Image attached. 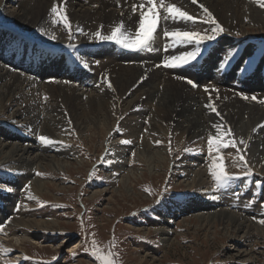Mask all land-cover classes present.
I'll return each mask as SVG.
<instances>
[{"label":"rangeland","instance_id":"obj_1","mask_svg":"<svg viewBox=\"0 0 264 264\" xmlns=\"http://www.w3.org/2000/svg\"><path fill=\"white\" fill-rule=\"evenodd\" d=\"M236 1L232 0L227 9H232ZM19 3L20 0H0V66L21 76L28 75V79L38 80L41 86L50 82L74 85L84 91L83 96L86 95L85 99L89 96V100L96 93L101 94L102 90L110 89L108 84L111 82L107 80L108 66L105 61L116 59L114 63L117 65L134 67L137 72L147 74L146 77L149 73L153 74L151 83L171 79L180 83L178 87L183 93L187 89H195L193 94H198L196 96L202 102L203 106L200 108L204 116L210 119L212 115L220 117L217 125L221 132L230 128L222 121L226 118L227 111L224 114L219 110V104L224 100L230 102L234 96L238 100L247 101L245 103L259 105L264 100V81L261 80L264 78V8L257 4V0H240L236 4L239 12L237 11L234 18L240 17L249 22L245 30L228 28L227 23L220 20L205 2L193 3L184 0V11L199 18L203 15V10L199 8L202 4L214 17L216 15V20L225 31L215 40L203 42L200 45L201 52L194 60L175 67L164 65L165 58L170 57L164 47L160 56L150 61L148 59L157 56L153 54L154 48L151 49L153 55L146 54V48L130 50L115 42L76 48L80 44L78 36L71 32L70 39L69 27L62 21H58L56 26L51 25L47 34L45 30L19 24L9 14L10 10L17 11ZM190 6L195 8L192 12L188 11ZM229 12L231 10L227 12V19L231 16ZM258 14L261 17L258 22L250 18ZM53 20L57 18L53 16ZM67 20L71 25L70 20ZM250 21L257 24L253 25ZM196 22L193 23L196 30L194 32L204 33L214 27L199 19ZM70 30L72 31V25ZM53 34L56 39H51ZM191 43L196 45L195 41ZM69 44L76 47H69ZM109 50L112 52L109 53ZM228 50L230 52L227 53ZM76 51L83 53L80 56L81 62L75 54ZM99 51L107 53H102L98 58ZM20 54L31 61L26 64L32 65L16 67L13 62L22 58ZM225 55H232L233 63L237 64L236 70L234 68L235 74L239 70L236 77L229 76L231 72L228 69L223 71L225 65L220 63V59ZM58 56L62 57L60 60L64 64L61 68L39 62L48 59L53 61ZM63 57L66 60L69 57L71 64ZM215 62H219L217 67ZM258 62L262 70L251 69L252 64L256 67ZM46 66L48 73L55 70L50 77L43 76ZM207 70L216 72L217 81L203 80L202 76ZM222 74L224 80L221 81ZM257 75H260V79ZM189 80L193 84H189ZM260 83L263 84L262 88ZM117 86H112L117 103L113 101L116 108L110 114L106 128L95 127L79 131L70 123L68 111L59 106L67 119L56 125L48 122L47 126L53 128L52 133L44 131L40 121L44 119L43 115H47L41 105L45 106L49 102V95L44 94L40 87L38 97L33 99L41 104L38 105L41 107L38 109L39 118L35 117L36 120L32 121H37L38 126L22 124L29 121L24 118L25 107L18 109L20 114L16 118L12 116L13 110H0V138L10 144L28 145L32 151L43 154L39 155L41 158L59 160L55 166L43 163V168H32L31 171L24 165L15 168L13 165L17 163L14 161H0V226L3 228L0 231V264H100L92 255L94 248L98 255L114 253L111 258L116 264H135L140 258L146 259L143 264H264V224L259 222L264 219V161L256 155L258 147L251 146L249 142L256 133L254 130L261 125L248 132L240 130L239 124L235 128V123L230 128L231 135L221 137L225 143L231 140L235 144V147L229 145L222 149L220 155L224 157L225 170L238 175L239 179L230 181L225 188L215 190V181L209 171L212 155L215 153L209 155L207 149L208 136L217 134L213 127L215 121L205 119L201 122L205 128H197L191 135V132L179 133L174 127L173 119L160 120V117L152 116L154 106L149 107L148 100L140 89L133 96V88H136L133 85L124 91ZM14 101H10L13 102V107L19 106ZM20 102L22 106L26 104ZM149 103L153 102L149 100ZM209 104L215 107V111L207 107ZM261 106L264 107V103ZM154 125H160L156 131L153 130ZM41 135L49 137L53 143L44 144L39 139ZM143 138L151 142L152 151H162L165 154L166 161L162 162L160 159L159 162H154L153 171H148L151 165L142 162L136 155L138 149L142 150L138 144ZM194 138L199 139L197 145ZM124 140L131 143H122ZM240 156L244 157L243 161H240ZM245 162L247 168L251 169V174L247 176L242 175L246 169L241 165ZM198 171L203 174L202 181L196 180V183L189 186L190 179H198L195 173ZM129 173L139 175L133 183L134 190L140 195L135 203H131L133 200L129 198L124 200L116 193V189L121 187V178ZM32 179L48 186V194L43 196L44 191L41 194L35 191L31 184ZM111 191H115V194ZM111 195L112 199L108 200ZM213 210L219 212L216 211L215 214ZM229 210L248 223V228L245 229L247 231L234 239L224 233L220 224L208 230L201 228L199 224L196 226L194 221L197 214L207 216L206 212H211L214 216H219ZM29 218L37 221L54 219L59 227L35 228L33 224H21L17 221L22 219L23 222ZM212 231H215L213 235ZM25 233L30 237L22 245L14 239L4 240V237L14 238L15 235ZM2 249L10 251L4 253ZM20 254L23 256L20 257Z\"/></svg>","mask_w":264,"mask_h":264},{"label":"bare ground","instance_id":"obj_2","mask_svg":"<svg viewBox=\"0 0 264 264\" xmlns=\"http://www.w3.org/2000/svg\"><path fill=\"white\" fill-rule=\"evenodd\" d=\"M190 1H192V0H190ZM142 2H143V0H119V4H118L117 0H20L17 11L13 12L10 10L9 14L11 15V17L15 18V20L19 24H21L23 26H31V27L37 28L39 30L43 29L47 33L51 29V27H50L51 25L52 26L57 25L56 23H53V21H54L53 15L51 14V11H50L52 6L54 4H56L58 7L61 8V10L65 13L67 18L70 20V23L72 25V31L71 32L73 34H76V36H78V40H80L79 46L78 47L75 46V47L76 48H83L85 46L95 47L98 45L102 46V45L109 44V42H101L97 38H95L92 34H94L97 31H100L101 34H105V35L109 34L111 31V28L114 27L117 23H119L121 21L124 22L126 29L129 30L128 33H126V34H133L136 27H138L139 4ZM199 2H205L208 6H210L211 9L217 15V17L220 20H222L224 23H227V27L230 29L245 30L247 24L249 23V22L247 23V22L243 21L244 19H240V17L237 19L234 18L237 11H238L236 9V4H239L240 0L239 1L237 0L235 5L233 4L232 9H227L228 5L232 4V0H198L197 3H199ZM166 3H174L177 6H179L182 10H184V0H166ZM134 4L137 6V12L136 13L132 12V6ZM241 7H242V5H241ZM251 7H253V6H251ZM193 9H195V8L190 6V8H188V11L192 12ZM230 10H231V13L230 12L229 13L231 14V16H229V18L227 19V12ZM256 12H258V11H256ZM163 15H164L163 10H161V16H163ZM216 15H215V17H216ZM250 18H253V20H256V22H258V20H260L261 17L258 14V16L253 15ZM149 23H150V21H149ZM250 23H251V21H250ZM251 24L256 25L257 23H251ZM164 29H168L170 31L173 29H180L182 31H196L194 24L190 21H182V20L181 21H172V20L160 19L158 27L156 29V33H154L155 38L156 37L157 38L154 40V42H152L149 45V47L146 48V54H150V55L154 54L157 56H154V57L148 59L149 61L154 60L155 57H159L163 47L165 48L166 53L169 54L170 56H178L184 52L193 51V49H195L196 45H194L191 42L189 44H186V45H176V46H172V47H167V45L171 44V38L164 37V35H163ZM63 33H64V31H63ZM163 38H165L164 41H163ZM4 39L6 40V38H4ZM6 42L8 43V40H6ZM152 48H154V50H155L154 52L152 51L153 54L151 52ZM7 50H9V49H7ZM95 52H96V50H95ZM108 52L111 53L112 50H109ZM228 52H230V50H228L227 53ZM14 53L16 54V52H14ZM102 53H107V52L99 51L100 55L98 56V58L100 56H102ZM17 54H18V52H17ZM75 54L78 55V58L80 59V62H81L82 59L80 58V56L83 53H81V51H76ZM20 55L22 56V54H20ZM84 57L87 58L86 55H84ZM84 57H82V58H84ZM60 58H62V57L60 56L58 59L56 58L53 61H51L50 59L47 58L48 60H44V61L39 60V62L44 63L50 67L61 68L64 66V64L61 62L62 59L60 60ZM63 58L66 62H70V64H71L72 60H70L69 57L67 60L65 59V57H63ZM14 61H15V63L13 62V64L16 67H18V66L29 67V65H32V63L26 64V62L29 63L31 61H28V59L25 56H22V58H19V59H15ZM114 61H117V60L116 59H106V61H105V64H107L106 66H108L106 68V69H108L107 70L108 71L107 80L111 82L112 86H113V84L118 85L117 87L123 91L126 90V88L129 87L130 85H133L136 88H133L134 91H133L132 95L135 94V92L138 93L137 90L140 89L141 92H143L144 97L148 100L149 107L152 105L154 106V108L152 110V116L160 117V120H164L167 118H168V120L173 119L174 124H175L174 127L180 131L179 133H183V134L191 132L190 133V135H191V134H193V132L197 128L198 129L205 128V126L201 122L204 121L205 119H210V118H207L204 116V114L200 108L203 106L202 102H200L199 101L200 99H198V96H196L198 94H196V95L193 94L195 89H193V88L190 90L187 89L183 93V91L178 87V84H180V83L174 82L171 79H165L162 82L158 81V82L151 83L150 80L153 79V74L149 73L148 77H146L147 74L144 75V72H137L136 68H134V67L117 65L116 63H114ZM233 61H234V59H233L232 55H225V57H222V59H220V63H223L225 65L224 68L228 69L229 72L235 73V70H234L235 66L233 64ZM262 63H264V61ZM218 64H219V62H215V67H217ZM259 64H260V62L256 63V67L252 64L251 69L256 68L257 70H262L259 67ZM94 65H98V64H94ZM238 65H240V63ZM38 66H40V65H38ZM85 67H87V66H85ZM149 67H150V65H149ZM204 67H205V65H204ZM53 69H55V68H53ZM44 70H45V73L43 76H45V77H50L52 73H55V70H50V73H48V67L47 66ZM102 72H103V70H102ZM238 73H239V70L237 69L236 74H238ZM39 74L42 75L41 73H39ZM155 74H158V73H155ZM36 75H38V74H36ZM262 75L264 76L263 73H262ZM27 76H21L20 74H17L14 72L12 73L11 71L7 70L6 68L4 69L3 67L0 66V110H4L5 108L13 110L12 116L15 117L16 115L20 114L18 109H20L21 107H25L26 116L24 118L29 120V121H25L22 124H25L24 126L35 127L34 125L32 126V124H37V121L35 123H33L32 121L36 120L35 117L39 118L40 113H39L38 109L40 110L41 107H39L38 105H41V104L34 102L33 99L36 96L38 97L37 92L39 93V87L41 85L39 84L40 82H38V80H36V79L30 80V79H28ZM196 76H197V74H196ZM199 76L201 77L200 74H199ZM45 77H43V78H45ZM202 78H203V80L204 79H215L216 78V72L214 70L211 72H209L207 70V72L202 76ZM220 78H221V81L224 80V75ZM257 78L260 79V75H257ZM103 80L105 81V79H103ZM261 80L264 81V78H261ZM100 81H101V78H100ZM62 82H64V81H62ZM52 83L50 82V84H47V85L42 84V86L40 87L41 91H43L44 94L49 95V96H47V99L49 100V102L47 103V101H48L47 100L46 101L47 104L45 106L41 105L42 107H44L46 115H47V116L43 115L44 119L43 120L41 119V121H40V124L42 125L41 127L44 131L52 133L51 129H53V128L48 127L49 126L48 122H53V123H49V124H55L56 125V123H64L63 120L67 119L66 117H64V114L62 113L59 106H62L66 111H68L67 115H69L68 117L71 120L70 123L75 125V127L79 131H82L83 129H92V128L94 129L95 127L96 128L97 127H100V128L105 127L106 128L109 125V121H110L109 116H110V114H113L112 113L113 110L115 111V108H116L115 104L117 103L115 101V99H116L115 95L116 94H115V91H113V87H111L110 89L106 88V89L102 90L101 94H100V92L97 91L98 93H96V96H94V95H93L94 97L90 96L91 98H89V100H88L89 96L87 97V99H85L86 97H84V96H86V95L84 94V96H83L84 91L80 90V88L75 87L74 85L60 84V82H59V84L56 82H52ZM204 86H205V84H204ZM262 87H263V84L260 83V88H262ZM140 95L142 96V94H140ZM133 96H135V95H133ZM12 99L15 100L14 102H16L17 105L19 104V106L13 107V104H11L13 102H10ZM44 99H46V98H44ZM131 99L133 100V97H131ZM134 99H136V98H134ZM149 100L152 101L153 103H149ZM241 100H238L236 97L233 96V97H231L230 102H229V100L228 101L224 100L221 104H219L220 105V109H219L220 112H223L225 114V112L227 111L226 118H224V120L222 119L224 124L229 126L230 128H232L233 125L236 123L235 128L237 127V124H239L240 130H242V129H243V131L248 130V132H250L252 130V128L255 129L256 126L264 125V107L261 106L263 103H261V105L252 104L251 103L252 101H251L250 102L251 104H248V103H245L247 101H244V100L241 101ZM257 100H258V98H257ZM20 101L26 102V104L24 106H22L23 104H21ZM113 101L116 103H113ZM73 102H76V104H73ZM145 103H147V101H145ZM255 103H257V102H255ZM124 104H126V103L124 102ZM128 107H129V105H128ZM136 107H138V106H136ZM78 108H79V110H78ZM219 118H220L219 116L212 115V119H210V120H214L216 123L215 125H217L219 122L218 120H220ZM129 119H131V118H129ZM237 119H239V120L236 122ZM127 120H128V118H127ZM157 125L153 126L154 131H156L160 126V125L159 126H157ZM37 126H38V124H37ZM134 129H136V128H134ZM28 131H29V129H28ZM234 131L236 132V130H234ZM255 131H256V133L252 136V139L250 138L249 142H250L251 146L256 145L258 147V151H257L256 155L257 156L259 155L261 157V159H263V161H264V127L259 126L254 130V132ZM132 133H133V131H132ZM176 135H178V134H176ZM193 137H195V136H193ZM194 139H195V143L197 145V143L199 142L198 141L199 139L198 138L197 139L194 138ZM3 141L4 140L2 138H0V161H2L3 163L14 161L15 163H17L16 165H13L15 168H20L21 165H24L26 168H28L31 171L32 168L33 169L38 168V167L43 168V165H42L43 163L50 165V166H55L57 164L56 162L59 161L58 159H53V158H50V159H48L47 157L41 158V156H39V155L43 156V154L35 152V150L32 151L31 149H29L28 145L24 146V145L19 144V143L18 144H16V143L10 144V143H7V141L6 142L5 141L3 142ZM150 143L151 142L147 138H143V140L140 141L138 144L139 147H142V150L138 149L137 150L138 152L136 155L138 156V158L142 162H146V163L148 162V165L149 164L151 165L147 169L148 171H150V170L153 171L155 168L153 163L159 162L160 159H162V162L166 161V158H165L164 152L152 151L151 147H150ZM195 143H194V145H195ZM260 146H261V148H260ZM195 173H196V177H198V179L193 178V179H190V181L187 180L189 186H192L193 183H196L195 182L196 180L202 181L201 180L203 178L202 172L198 171ZM137 177H139L138 173H136V174L135 173H129L127 175L124 174V176L121 178V182H120L121 187L119 186L120 188L116 189V193H119V196L122 197L124 200H127V198H129L130 200H133L131 203H135L137 200H139L138 198L140 197L138 192H136L134 190L135 184H133L135 182L134 180H136ZM31 184L33 185L35 191L39 192V194H41L42 191H44L42 193L43 196L48 194V192H49L47 190L48 186H45L40 181L32 179ZM111 192L113 194H115L114 193L115 191H111ZM112 197H113V195H111L108 200L112 199ZM109 203H111V202H109ZM219 210H222V208H220ZM219 210H216V211L219 212ZM213 211H214V213L216 212L215 210H213ZM220 212H222V211H220ZM222 213H224V212H222ZM206 214H207V216H200V214L199 215L197 214V217L194 219L196 226H197V224H199L201 228H208V230H211L212 228H216V226L218 224H220L222 226V230L224 231V233L226 235H230V238H232V239L236 238L237 235H239L240 233L244 234V232L247 231L245 229L248 228V223L243 219H239L240 217H238V215L235 212H232L229 210V211H227V213L220 214L219 216H217V215L214 216V214L211 212H206ZM17 221L21 224L22 223L31 224V225L33 224V227H35V228L37 226L38 227H45L48 229H52V228L56 229L59 227L58 222H56L54 219H46V220L37 221L35 219L29 218L27 220H23V222H22V219H19ZM212 232H211V234L213 235L215 233V231L213 233ZM15 236L16 237H14V238L4 237V240L14 239L16 243L18 242L19 245H22L30 237V235L27 233L21 234L19 236L15 235ZM166 238L168 239V237H166ZM32 243H35V242L32 241ZM136 261H135V264H143V263H145L146 259L140 258L138 263H136Z\"/></svg>","mask_w":264,"mask_h":264},{"label":"snow or ice","instance_id":"obj_3","mask_svg":"<svg viewBox=\"0 0 264 264\" xmlns=\"http://www.w3.org/2000/svg\"><path fill=\"white\" fill-rule=\"evenodd\" d=\"M117 2L119 4V0H117ZM192 2L197 3L198 0H192ZM257 3H259L260 6L264 8V0H257ZM199 7L203 10V15L198 18L196 16L190 15L187 11L182 10L174 3H166V0H143V2L139 4L138 27H136L133 34H126L129 30L126 29L124 22L121 21L111 28L109 34L105 35L101 34L100 31H97L92 35L101 42H115L125 49L141 50L149 47V45L154 42V33H156V29L158 27L160 19L172 21L182 20L190 21L192 23H195L197 19H199L203 23L214 25V27H211L210 31L205 30L204 33L182 31L180 29H173L171 31L168 29H164V37L171 38V44L167 45V47L186 45L193 41H195L197 45L194 51L184 52L178 56H170L165 58L163 62L164 65L166 67H175L188 64L191 60H194L201 52L200 45L203 42L213 41L225 31L223 26L218 23V21L208 10V8H206L202 4L199 5ZM161 10H163V16H161ZM50 11L51 14L57 18V20H54L53 23L62 21L66 26L69 27V38L71 39V30L69 22L67 20V16L56 4L52 6ZM132 12H137V6L135 4L132 6ZM41 31L44 30L41 29ZM237 35H239V33H237ZM51 39H56V36L53 34L51 36ZM69 47H75V45L69 44ZM188 83L193 84V81L189 80ZM108 87L111 88L112 85L109 83ZM252 99L255 100L256 97H252ZM260 102L264 103V100ZM207 107L212 111H215V107L212 104L207 105ZM213 127L216 128L217 134L215 136L209 135L207 139V149L209 155L215 153V155H212V163L209 166V171L215 181V190H219L221 188H225L230 181L239 179V176L230 174L225 170L224 157L220 155L221 150L228 147L229 145L235 147V144H233L231 140H229L228 143H225V141L221 139V137L224 135L230 136L231 129L229 128L226 132H221L219 125H213ZM260 127H264V125H261ZM39 139L46 145L53 143V141L49 137L44 135L39 136ZM122 143H131V141L124 140L122 141ZM241 143H243V141H241ZM185 150L187 151V149ZM239 159L240 161H243L244 157L240 156ZM241 166L246 169L242 173V175L247 176L251 174V169L247 168L246 162ZM259 222L261 224H264V219H261ZM2 230L3 228L2 226H0V231ZM2 251L6 253L10 251V249H2ZM92 255L95 257V259L100 261V264H116V262L111 258L113 255H115L114 253H109L107 255H98L96 249L94 248L92 251ZM6 264H9V262H6Z\"/></svg>","mask_w":264,"mask_h":264},{"label":"built area","instance_id":"obj_4","mask_svg":"<svg viewBox=\"0 0 264 264\" xmlns=\"http://www.w3.org/2000/svg\"><path fill=\"white\" fill-rule=\"evenodd\" d=\"M21 255V254H20Z\"/></svg>","mask_w":264,"mask_h":264}]
</instances>
